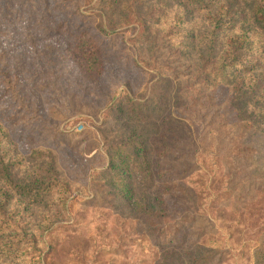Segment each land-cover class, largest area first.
<instances>
[{
	"label": "rangeland",
	"instance_id": "obj_1",
	"mask_svg": "<svg viewBox=\"0 0 264 264\" xmlns=\"http://www.w3.org/2000/svg\"><path fill=\"white\" fill-rule=\"evenodd\" d=\"M112 1L0 0V168L18 185L0 169V264H256L264 36L252 31L236 67L253 126L230 104L236 81H202L207 12L187 0ZM138 140L154 175L129 162L127 198L110 159ZM177 183L182 205L154 220V190Z\"/></svg>",
	"mask_w": 264,
	"mask_h": 264
},
{
	"label": "trees",
	"instance_id": "obj_2",
	"mask_svg": "<svg viewBox=\"0 0 264 264\" xmlns=\"http://www.w3.org/2000/svg\"><path fill=\"white\" fill-rule=\"evenodd\" d=\"M187 2L193 4L201 11L208 13L209 25L205 31L207 33L203 37L205 39V45L198 50L201 60L208 62V64L203 67L202 81L205 83L207 82L209 86L211 84V86L214 87L218 86V88L225 84H230L232 81H236L237 83L233 86V89H231L232 98L230 104L237 109V119L250 121L253 126H255L256 120L253 118L251 120V116L246 114L247 109L245 106L249 103L251 92L243 87L246 85L248 88V84H244L245 79L242 77V74H239L236 67L239 64L237 59L240 54V48L245 42L250 45V34L252 31L256 29L260 35L264 36V0H187ZM113 4V1L110 0V5L112 6ZM124 6L126 8L128 6L129 8L133 7L131 1L124 2ZM237 23L241 24L240 28H236ZM235 28L238 33L233 32ZM189 36H191V34ZM189 41L190 42L186 43L188 49H195L193 48L195 43L194 40L191 39ZM85 43H89L90 45L88 44L84 47V56H86V59L92 62L93 65H97V70H101L102 64L99 50L96 47L95 49L93 48V41ZM212 77L213 79L211 80ZM255 85L259 86L261 82L257 80ZM118 109L122 111V108ZM261 118H264V115L261 116ZM131 145L133 148L131 153L119 152L118 155H116L120 158L114 156L110 159L111 170L116 171L115 175L118 176L117 178L122 183L120 192L127 198L133 196L132 187H130V183L128 182L132 176V170L128 165L129 162H135L137 164L136 166L140 167L149 177L154 175V173L150 171V152L146 141H132ZM165 156L166 154L161 157ZM0 169H5L9 187L12 188V185L18 186L7 173V166H3ZM120 173L121 176L118 175ZM156 177L160 179L162 177V180L168 181V178L161 172L158 173ZM21 190L25 191L26 189L23 188ZM183 190H185V188L181 187L178 183L175 186H163L154 190V220H159V218L165 216L169 211L171 214H175L177 211L176 209L182 205L180 204V199H183L186 195L185 191V194H181ZM181 219V223H177L178 229L184 227L183 223L189 220V214L184 213ZM195 219L196 217H193L191 223H195ZM170 244L175 245V240H171ZM210 244H219V240H211ZM254 253L257 258L255 259L257 264L260 261L259 255L264 254V245L262 246L261 244L260 246H256Z\"/></svg>",
	"mask_w": 264,
	"mask_h": 264
}]
</instances>
